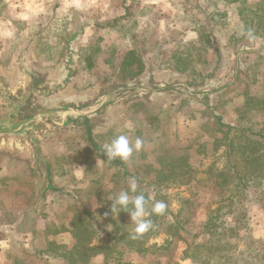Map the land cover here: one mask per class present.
I'll return each instance as SVG.
<instances>
[{"label": "rangeland", "instance_id": "rangeland-1", "mask_svg": "<svg viewBox=\"0 0 264 264\" xmlns=\"http://www.w3.org/2000/svg\"><path fill=\"white\" fill-rule=\"evenodd\" d=\"M218 10L225 12L228 26L219 25L224 29L213 33L214 37H209L208 41L204 40V45L200 43L203 50L192 47L191 44L198 38L197 29L205 24L207 14ZM243 26L236 4H225L222 0H0V72L10 82L19 79L20 60L24 57L25 62L47 79L58 80L68 67L75 70L73 78L62 91L63 98L89 96L122 81L148 82L152 77L170 83L191 82L200 93L195 99L185 90H168L163 94L133 99L125 105L110 106L93 132L94 142L80 129L47 133L44 153L50 172L43 163L35 160L29 149L0 148V238L6 236L5 228L21 220L18 214L26 204L44 192L48 178L55 187L71 194L48 189L46 209L49 218L53 216L58 221V216L66 215L61 222L69 226L68 214L72 209L66 210V206L75 202L73 194L85 198L88 193L97 191L98 184L95 182L98 180L111 184L112 169L96 154L101 152L103 144L117 135L126 133L133 143L137 137L142 139V148L147 145L149 151L145 150L149 161L155 160L153 146L163 130L171 133L172 143L168 142V145L176 144L185 149L190 144L189 138L198 134H203L200 137L203 142L213 140L215 131L210 124L213 117L220 116L224 122H239L244 113V108L239 106L243 104L248 90L240 79L249 82L254 92H261V83L255 81L253 84V79L245 77L243 71L252 66L251 74L255 76L260 67H264L263 58L257 59L258 54L264 55V43H252L246 38L228 42V35L236 32H239L237 36L244 34ZM131 49L141 52L145 69L134 78H125L119 71L120 65ZM237 66L238 78L222 88L234 78ZM178 68L187 72L181 73ZM156 114L159 120L149 118ZM259 114L251 112L250 115L253 121L262 123L264 116ZM146 127L149 132L140 134L139 130ZM175 129L183 142L174 141ZM149 134L154 136L151 142L146 139ZM197 148L199 145L190 151H193L192 161L198 167V180L191 186L173 188L170 192L176 215L183 207L180 195L194 200L192 217L199 223L207 220L209 209L216 199L228 197L230 191L226 190L221 196L215 180H209L207 173L208 166L213 162L222 167L223 157L214 155L208 146L205 149L207 156L199 157L194 152ZM157 150L160 152L159 148ZM138 156V153H133L128 161L132 159L135 162ZM202 158L203 162L200 161ZM90 186L89 192L87 188ZM91 197L88 203L95 208L97 197ZM247 197L258 199L251 202ZM239 199L244 202L243 206L241 202L240 205L244 207L245 216L242 212L238 215L231 213L226 217L227 222L234 224L242 220L241 236L251 234L252 238L264 243V192L256 193L250 189L246 191V196ZM50 200L52 203H49ZM78 202L76 200L75 203ZM36 206L40 208V202ZM48 219H39V226L43 227ZM28 227V223L22 225V230L18 231L21 238L13 239L11 249H20L23 243L26 246L32 244ZM54 238L61 245H71L73 241L69 231ZM164 238V235L155 237L151 243L161 245ZM184 238L189 240L191 237L185 234ZM44 240L40 235V246ZM185 245L184 241L178 243L174 259L180 264H191L190 259L180 260ZM243 247L240 246L242 251ZM253 251L258 253L256 249ZM0 254V264H10L7 254ZM168 254L153 255L150 261L135 254L130 259L133 264H150L151 261L171 264ZM92 262L103 264V259L98 256ZM51 264L61 263L54 260Z\"/></svg>", "mask_w": 264, "mask_h": 264}, {"label": "trees", "instance_id": "trees-1", "mask_svg": "<svg viewBox=\"0 0 264 264\" xmlns=\"http://www.w3.org/2000/svg\"><path fill=\"white\" fill-rule=\"evenodd\" d=\"M222 1L225 4H236L239 21L244 25L242 29L244 34L237 36L239 32H236L231 36L228 35V42L233 40L237 42L243 38L248 40L247 32L251 29L254 38L249 40L252 43L258 41L264 43V0ZM221 24L226 25L224 28L229 24L225 18V12L218 10L207 14L205 24L197 29L198 38L195 41L198 43L194 42L191 46L203 50L200 43L204 45L206 42L204 40L208 41L209 37H214L213 33L224 29L219 28ZM141 55V52L136 49L126 52L119 70L122 77L134 78L144 71L145 61ZM259 58L264 60V55L258 54L257 59ZM250 68L253 67H247L243 75L253 79V84L255 81L260 82L261 92H254L251 85H248L249 82L241 78L242 84L245 82L246 85H243L248 89L243 104L239 106L244 108V113L241 114L240 121L236 123L224 122V118L220 116L213 117L210 123L215 131L213 140L203 142L200 139L203 134H198L192 139L189 138L188 147L180 149L176 144L168 145V142L172 143L171 133L163 130L157 135L159 141L153 146L155 160L149 161L146 159L148 154L145 152V150L149 152L147 145L139 152H133L134 155L136 153L139 155V159L135 162L132 159L124 161L120 158L107 160L101 148V152H98L96 156L112 169L111 184L96 181L97 191L91 192L93 195L88 193L85 196L86 199L73 194L75 192L73 191L75 202L76 200L79 202L66 206V210L70 207L72 209L68 214L69 226L61 222L66 215L58 216V221L56 217L49 218V212L46 209L47 191L50 189L67 195L71 194L63 191L62 188L55 187L53 182L45 185L44 192L39 198L26 204L18 214L22 222L17 220L16 224H13L17 231L22 230V225L30 224L28 231L32 234V244L26 246L24 243L20 249H10L6 255L9 263L51 264L55 260L61 264H93L92 260L101 256L103 264H133V260L130 259L133 254L140 259L150 261L153 255L163 256L164 253H169L170 263L180 264L179 260L174 259L176 258L174 250L180 241H184L186 245L180 260L190 259L191 264H264V243L252 238L251 234L241 236L240 230L244 227L242 220L229 224L226 218L228 214L238 215L237 213L240 214V212L245 216L244 207H242L244 202H241L239 198L246 196V191L253 189L256 193L264 192V120L262 123L253 121L250 115L251 112H256L264 116V67H260L255 76L251 74ZM178 70L181 73L187 72L181 68ZM158 117L157 114L149 116L152 120ZM148 130L146 127L144 130L140 129L139 133L147 134ZM173 134L176 143L183 142L176 129ZM146 139L151 142L154 136L151 137L149 134ZM158 144L161 146L159 147ZM196 145H199V148L194 152L199 157L207 156V146L211 148L214 155L223 157L224 165L220 167L213 162L208 166L207 173L209 180L211 178L215 180L216 186L221 190V196L226 190L230 191L228 197L216 199L215 204L209 209L207 220L199 223L192 217L194 200L190 196L180 195L183 207L181 213L176 215L172 207L173 196L170 192L173 188L191 186L198 180L196 178L198 167L192 161L193 151H190L196 148ZM220 150L221 153H219ZM203 159L200 161L203 162ZM132 177L137 180L138 193L142 191L146 196L151 194L155 200H161L167 204L164 215L153 214L149 217L155 225L154 230L136 239L130 235L134 227L131 224L130 214L120 208L112 213V201L109 199L122 190H128V182ZM91 187L87 190L89 191ZM98 194L101 196L97 197ZM94 195L98 203L95 208H91L88 202ZM130 195L135 194L130 193ZM255 199L250 198L249 201L252 202ZM38 202L41 204L40 208L36 206ZM49 203H52V200ZM148 207L150 209L151 202ZM39 219L48 220L42 227L38 224ZM64 231L70 232L73 238L71 245H61L54 238ZM185 234L190 235L191 238L185 239ZM40 235L45 239L42 246L39 243ZM161 235L165 236L163 244L151 243L153 238ZM240 246H244L243 251ZM253 249L258 250V253L254 254ZM158 263L150 262V264Z\"/></svg>", "mask_w": 264, "mask_h": 264}, {"label": "water", "instance_id": "water-1", "mask_svg": "<svg viewBox=\"0 0 264 264\" xmlns=\"http://www.w3.org/2000/svg\"><path fill=\"white\" fill-rule=\"evenodd\" d=\"M24 59L21 57L20 77L16 81L10 82L0 72V148L29 149L35 160L43 163L48 172L50 166L44 153L47 133L80 129L94 142L93 132L110 106L125 105L133 99L163 94L168 90H185L195 99L200 96L191 82L170 83L152 77L148 82L122 81L89 96L63 98L62 91L73 78L75 70L68 67L58 80H51L33 69ZM238 66L234 78L222 88L238 78ZM48 183H52L50 178Z\"/></svg>", "mask_w": 264, "mask_h": 264}, {"label": "clouds", "instance_id": "clouds-1", "mask_svg": "<svg viewBox=\"0 0 264 264\" xmlns=\"http://www.w3.org/2000/svg\"><path fill=\"white\" fill-rule=\"evenodd\" d=\"M249 39H253L252 30L247 32ZM143 147V141L139 137L135 142H131L127 135L120 134L115 136L110 142L102 145V152L105 153L107 160L120 158L127 161L133 152H139ZM129 189L122 190L114 197L109 199L112 201L111 211L114 213L117 208L127 211L130 214L131 224L134 225L130 235L133 239L139 238L147 232L154 230L155 225L150 216L153 214L160 216L164 215L167 209V204L161 200H155L151 194L145 195L142 191L138 193V183L135 177L129 180ZM133 193L135 195H130ZM138 193V194H137ZM151 202L149 209L148 205ZM131 205V207H129Z\"/></svg>", "mask_w": 264, "mask_h": 264}, {"label": "crops", "instance_id": "crops-1", "mask_svg": "<svg viewBox=\"0 0 264 264\" xmlns=\"http://www.w3.org/2000/svg\"><path fill=\"white\" fill-rule=\"evenodd\" d=\"M5 232L6 236L0 238V253L7 254V252L13 247V239L15 237L20 239L21 237L19 235V232L13 226H8L7 228H5Z\"/></svg>", "mask_w": 264, "mask_h": 264}]
</instances>
